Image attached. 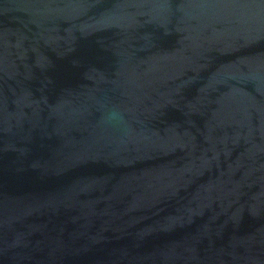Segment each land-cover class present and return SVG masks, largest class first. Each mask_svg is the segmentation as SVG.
<instances>
[{"label":"water","instance_id":"1","mask_svg":"<svg viewBox=\"0 0 264 264\" xmlns=\"http://www.w3.org/2000/svg\"><path fill=\"white\" fill-rule=\"evenodd\" d=\"M0 264H264V0H0Z\"/></svg>","mask_w":264,"mask_h":264}]
</instances>
